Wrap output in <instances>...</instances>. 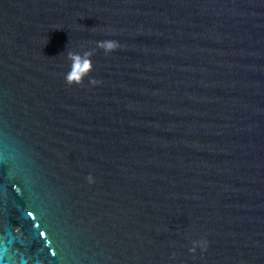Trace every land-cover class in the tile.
Returning <instances> with one entry per match:
<instances>
[{"label": "water", "instance_id": "water-1", "mask_svg": "<svg viewBox=\"0 0 264 264\" xmlns=\"http://www.w3.org/2000/svg\"><path fill=\"white\" fill-rule=\"evenodd\" d=\"M0 264H264V0H0Z\"/></svg>", "mask_w": 264, "mask_h": 264}, {"label": "clouds", "instance_id": "clouds-1", "mask_svg": "<svg viewBox=\"0 0 264 264\" xmlns=\"http://www.w3.org/2000/svg\"><path fill=\"white\" fill-rule=\"evenodd\" d=\"M97 47L103 49L105 54L114 52L120 47V44L116 40H102L97 41ZM93 55L92 51H85L83 54L75 53L68 51L67 57L71 61L70 71L65 76V81L67 84L72 85L80 84L83 77H85L92 70V61L91 56ZM90 83L96 85L99 81L92 79ZM89 181L93 182V178L89 176ZM202 247H207V241L202 242Z\"/></svg>", "mask_w": 264, "mask_h": 264}]
</instances>
